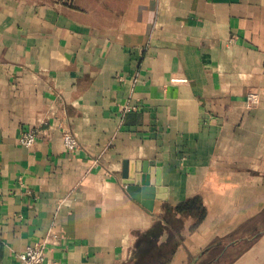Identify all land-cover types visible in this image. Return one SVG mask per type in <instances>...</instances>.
<instances>
[{"label": "crops", "instance_id": "crops-1", "mask_svg": "<svg viewBox=\"0 0 264 264\" xmlns=\"http://www.w3.org/2000/svg\"><path fill=\"white\" fill-rule=\"evenodd\" d=\"M263 230L264 0H0V264H264Z\"/></svg>", "mask_w": 264, "mask_h": 264}, {"label": "water", "instance_id": "water-1", "mask_svg": "<svg viewBox=\"0 0 264 264\" xmlns=\"http://www.w3.org/2000/svg\"><path fill=\"white\" fill-rule=\"evenodd\" d=\"M123 184L127 191L137 202L149 210H154L157 199L166 201L168 199L166 189H163L157 180V170L154 162H128L125 161L122 172ZM264 230L259 232L263 234ZM243 239L234 240V244Z\"/></svg>", "mask_w": 264, "mask_h": 264}, {"label": "built area", "instance_id": "built-area-1", "mask_svg": "<svg viewBox=\"0 0 264 264\" xmlns=\"http://www.w3.org/2000/svg\"><path fill=\"white\" fill-rule=\"evenodd\" d=\"M179 81L180 79H175ZM259 101L258 94L250 93L247 95L246 104L249 107L256 105ZM131 106H125V111H130ZM44 124H49L48 121H45ZM62 138L63 145L68 153H76L81 149L80 142L77 136L69 129L62 128ZM39 129L37 127H33L30 129L24 130L20 137L19 142L21 145L29 148L32 147L38 139ZM51 235V234H50ZM48 238H45L42 241L36 242L32 245L26 247L24 252L19 255L20 264H44L46 257V249Z\"/></svg>", "mask_w": 264, "mask_h": 264}, {"label": "trees", "instance_id": "trees-1", "mask_svg": "<svg viewBox=\"0 0 264 264\" xmlns=\"http://www.w3.org/2000/svg\"><path fill=\"white\" fill-rule=\"evenodd\" d=\"M251 243L252 242H249V243L239 242L236 245L231 246L230 248H228L227 252L222 256L221 259L223 260V259L227 258L228 256L233 255L234 251H237V253H235L236 254L235 259H236L245 249H247L251 245ZM219 263H220V261L216 262L214 264H219ZM128 264H134V263H128Z\"/></svg>", "mask_w": 264, "mask_h": 264}, {"label": "rangeland", "instance_id": "rangeland-1", "mask_svg": "<svg viewBox=\"0 0 264 264\" xmlns=\"http://www.w3.org/2000/svg\"><path fill=\"white\" fill-rule=\"evenodd\" d=\"M253 240H250V239H247V240H245V241H243V242H245V243H249V242H252ZM237 250V249H236ZM235 253H237V251H234V254L233 255H231V256H228L227 258H225V259H223L222 261H220V263L219 264H232L236 259H235V256H236V254ZM210 263V261L209 262H204V263H202V264H209Z\"/></svg>", "mask_w": 264, "mask_h": 264}, {"label": "flooded vegetation", "instance_id": "flooded-vegetation-1", "mask_svg": "<svg viewBox=\"0 0 264 264\" xmlns=\"http://www.w3.org/2000/svg\"><path fill=\"white\" fill-rule=\"evenodd\" d=\"M210 264H214V263H210Z\"/></svg>", "mask_w": 264, "mask_h": 264}]
</instances>
